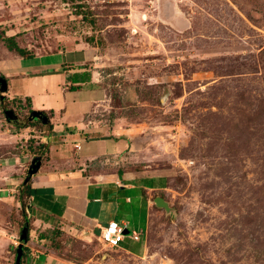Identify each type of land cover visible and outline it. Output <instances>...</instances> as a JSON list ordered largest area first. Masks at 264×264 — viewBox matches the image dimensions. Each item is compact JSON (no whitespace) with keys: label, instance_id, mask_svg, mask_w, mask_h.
<instances>
[{"label":"rangeland","instance_id":"374dc122","mask_svg":"<svg viewBox=\"0 0 264 264\" xmlns=\"http://www.w3.org/2000/svg\"><path fill=\"white\" fill-rule=\"evenodd\" d=\"M0 33L34 55L90 47L104 94L93 119L129 137L120 162L96 165L168 180L140 242L37 228L20 191L51 128L2 93L0 194L17 192L0 201V264L15 263L25 220L21 264H264V0H0Z\"/></svg>","mask_w":264,"mask_h":264},{"label":"crops","instance_id":"0c3cea01","mask_svg":"<svg viewBox=\"0 0 264 264\" xmlns=\"http://www.w3.org/2000/svg\"><path fill=\"white\" fill-rule=\"evenodd\" d=\"M91 52L85 43L68 42L31 59H0V76L11 83L8 94L24 103L29 99L31 110L47 114L51 126L43 139L48 159L30 177L35 191L30 199L32 224L41 229L63 224L95 236L114 221L138 234L140 242L154 201L163 199L168 180L146 164L112 173L96 165L111 157L120 162L129 137L93 119L104 94L91 68ZM14 191L1 190L0 201H14ZM133 251L140 255L143 249Z\"/></svg>","mask_w":264,"mask_h":264},{"label":"trees","instance_id":"16d2710c","mask_svg":"<svg viewBox=\"0 0 264 264\" xmlns=\"http://www.w3.org/2000/svg\"><path fill=\"white\" fill-rule=\"evenodd\" d=\"M0 41H1L0 59L4 58L5 56L6 57L8 56L9 58H11V57H20V58H23V59H31V58H33L35 56L34 53H31V52L27 51L26 49H23V48L19 47L13 37H7V36H5V34L0 33ZM26 104L28 106L29 111L31 112L32 110L30 108L29 99L26 100ZM30 112H29V114H30ZM41 113H42V115L45 116L44 112H41ZM47 119H48V117H47ZM29 121L32 122V121H40V120H29ZM8 122H11V121H8ZM40 123H41V121H40ZM46 125H44V126H46ZM48 127L51 128L49 120H48ZM44 145H47V147H48L47 143H45ZM39 158L40 157H36V159H39ZM40 162H41V160H40ZM140 168H142V167L139 166V169ZM22 194L26 195L29 198V201L33 197V195L35 194V191L31 189L30 178H28V177L24 180V182L21 185L20 195H22ZM19 203H20V198H19ZM25 227L27 229V242H28L29 241V232H30V227H29L28 220H25ZM39 239L46 240V239H48V236L46 234H44V233H41L39 235ZM23 250H24V247H23ZM127 250L129 252L133 253V254L139 255V254L135 253L133 250H130V249H127ZM23 257H24V255H23V251H22V258Z\"/></svg>","mask_w":264,"mask_h":264},{"label":"water","instance_id":"95a60500","mask_svg":"<svg viewBox=\"0 0 264 264\" xmlns=\"http://www.w3.org/2000/svg\"><path fill=\"white\" fill-rule=\"evenodd\" d=\"M7 92V82L4 78L0 77V99L2 98L1 94ZM5 116L7 121H11V119H15L14 116H12L11 112H5ZM29 120H40L43 125H46L48 123L47 117L43 116L41 112L37 111H31L29 114ZM41 166V162L39 159H33L31 162V165L28 169V178L36 174ZM155 205L160 208H165V202L161 198H157L154 201ZM125 234H128V231L125 232ZM19 240L21 243L18 244L16 249V257H15V263L14 264H21L22 259V251L24 244L27 243V229L24 228L19 236Z\"/></svg>","mask_w":264,"mask_h":264},{"label":"built area","instance_id":"2783aa9c","mask_svg":"<svg viewBox=\"0 0 264 264\" xmlns=\"http://www.w3.org/2000/svg\"><path fill=\"white\" fill-rule=\"evenodd\" d=\"M126 231H128V229L125 224L112 221L100 229L99 240L110 249L117 248L118 245L125 240L126 236L134 242L139 241L138 234L135 232L129 234L128 232L126 235Z\"/></svg>","mask_w":264,"mask_h":264},{"label":"flooded vegetation","instance_id":"af4514ba","mask_svg":"<svg viewBox=\"0 0 264 264\" xmlns=\"http://www.w3.org/2000/svg\"><path fill=\"white\" fill-rule=\"evenodd\" d=\"M44 116V115H43Z\"/></svg>","mask_w":264,"mask_h":264}]
</instances>
